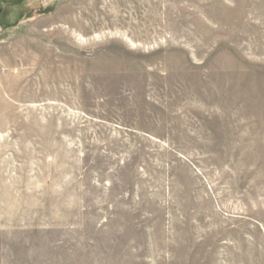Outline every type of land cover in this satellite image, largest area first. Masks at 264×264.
<instances>
[{
    "label": "rangeland",
    "instance_id": "1",
    "mask_svg": "<svg viewBox=\"0 0 264 264\" xmlns=\"http://www.w3.org/2000/svg\"><path fill=\"white\" fill-rule=\"evenodd\" d=\"M0 264H264V0H0Z\"/></svg>",
    "mask_w": 264,
    "mask_h": 264
}]
</instances>
